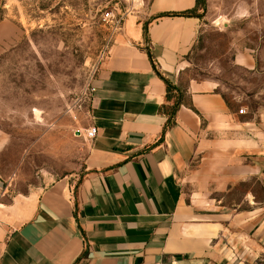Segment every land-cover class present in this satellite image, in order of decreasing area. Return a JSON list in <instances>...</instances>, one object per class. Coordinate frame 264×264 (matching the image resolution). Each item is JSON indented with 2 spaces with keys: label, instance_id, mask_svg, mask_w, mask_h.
I'll list each match as a JSON object with an SVG mask.
<instances>
[{
  "label": "crops",
  "instance_id": "1",
  "mask_svg": "<svg viewBox=\"0 0 264 264\" xmlns=\"http://www.w3.org/2000/svg\"><path fill=\"white\" fill-rule=\"evenodd\" d=\"M196 0H148L92 82L82 173L0 203V264H264V132L184 79ZM241 58V63H250ZM168 82L186 103L166 126Z\"/></svg>",
  "mask_w": 264,
  "mask_h": 264
},
{
  "label": "rangeland",
  "instance_id": "2",
  "mask_svg": "<svg viewBox=\"0 0 264 264\" xmlns=\"http://www.w3.org/2000/svg\"><path fill=\"white\" fill-rule=\"evenodd\" d=\"M148 0H0V203L80 175L96 72L116 27ZM184 79L213 81L264 132V0H198ZM245 58L250 66L241 63Z\"/></svg>",
  "mask_w": 264,
  "mask_h": 264
},
{
  "label": "trees",
  "instance_id": "3",
  "mask_svg": "<svg viewBox=\"0 0 264 264\" xmlns=\"http://www.w3.org/2000/svg\"><path fill=\"white\" fill-rule=\"evenodd\" d=\"M198 8V0H196V7L192 10L180 12V13H169L167 16H184V17H200V15L195 14L196 9ZM166 84V100H173V104L164 108V113L168 117L166 126H171L175 124V115L178 108L186 103L185 91L175 85H172L168 82Z\"/></svg>",
  "mask_w": 264,
  "mask_h": 264
},
{
  "label": "built area",
  "instance_id": "4",
  "mask_svg": "<svg viewBox=\"0 0 264 264\" xmlns=\"http://www.w3.org/2000/svg\"><path fill=\"white\" fill-rule=\"evenodd\" d=\"M103 21H109V22H111L112 24H113V26H115L116 28H118V27H120V25L123 23V18L122 17H118V18H116V17H114L113 16V13H105V15L103 16ZM115 28V29H116ZM88 92H89V94H91L92 92H94V87H93V85H91V87H90V89L88 90ZM239 114H243V112H244V110L241 108L239 111ZM96 128H94V127H91V128H89V129H87L86 131H85V136H86V138L87 139H92V138H94L95 137V135H96Z\"/></svg>",
  "mask_w": 264,
  "mask_h": 264
}]
</instances>
